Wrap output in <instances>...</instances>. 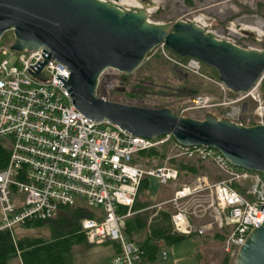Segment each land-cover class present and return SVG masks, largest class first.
Segmentation results:
<instances>
[{
  "label": "built area",
  "instance_id": "2783aa9c",
  "mask_svg": "<svg viewBox=\"0 0 264 264\" xmlns=\"http://www.w3.org/2000/svg\"><path fill=\"white\" fill-rule=\"evenodd\" d=\"M11 41L2 43L0 39V142L9 149L8 162L0 169V228L13 229L26 220L50 218L62 205L93 207L96 216L80 221L87 241H117L120 251L114 254L112 264H140L143 249L127 235L124 226L125 218L133 212L141 180L176 181L179 169L172 159H196L212 163L221 176L211 180L202 174L188 183L181 182L169 198L155 206L160 210L171 204L170 221L177 232L204 234L227 229L223 249L229 258L236 256L249 231L264 220L261 171L232 165L213 146L181 144L170 133L134 135L106 117H87L75 106L65 85L67 66L53 58L43 63L48 55L46 46L19 51L10 48ZM159 46L166 47L164 42L155 47ZM168 58L192 73H201L197 57ZM104 70L96 93L110 100L109 94L100 91ZM37 71L42 76L36 75ZM216 82L223 92L219 100L200 94L184 108L234 102L244 107L245 100L251 99L257 103L255 121L250 116L239 117L237 108L225 117L243 125L263 122L260 81L239 92L231 91L219 79ZM151 148L163 152L167 162L150 164L151 158L158 157L148 158L142 152ZM193 206L208 210L210 219L194 225L190 216ZM157 246L165 257L162 238Z\"/></svg>",
  "mask_w": 264,
  "mask_h": 264
},
{
  "label": "water",
  "instance_id": "95a60500",
  "mask_svg": "<svg viewBox=\"0 0 264 264\" xmlns=\"http://www.w3.org/2000/svg\"><path fill=\"white\" fill-rule=\"evenodd\" d=\"M122 6L113 0H0V37L12 30V50L48 48L64 63L65 85L74 104L91 118H108L134 135L170 133L181 144L217 148L234 166L264 176V122L243 125L207 111L203 118L181 115L168 106H142L108 100L96 93L101 72L135 70L147 53L164 42L177 55L197 57L213 67L233 92L247 91L264 76V48L243 47L194 20L153 22L154 0ZM36 75L42 76L40 71ZM233 264H264V220L253 227Z\"/></svg>",
  "mask_w": 264,
  "mask_h": 264
},
{
  "label": "rangeland",
  "instance_id": "374dc122",
  "mask_svg": "<svg viewBox=\"0 0 264 264\" xmlns=\"http://www.w3.org/2000/svg\"><path fill=\"white\" fill-rule=\"evenodd\" d=\"M154 3L155 5L148 10V19L153 22L196 20V23L220 38L243 47L264 48V0H154ZM11 35L12 30H6L0 38L2 43L11 41L13 39ZM168 57L178 58L171 49L159 46L151 49L143 62L130 73L108 67L100 76V91L109 94L110 100L150 107L167 105L181 115L194 118H203L207 111L217 117H225L233 108H237L240 109L239 117L244 119L250 116L251 120H256L253 110L257 103L251 99L245 100L244 107L241 102H234L220 106L185 109L192 98L200 94H210L218 100L222 97L223 92L216 82L217 72L210 65L200 61L201 73L195 74L177 65ZM259 89L264 101V90L261 86ZM260 118L264 122V112ZM166 162L165 158H151L149 163L162 165ZM190 162L199 167V174L194 175L182 169L176 181L166 184L150 177V185L139 195V200L146 202L147 208L152 212L157 209L155 204L169 198L173 188L179 183H188L202 174H208L211 180L221 176L218 169L210 162L196 159ZM164 207L169 211L172 210L170 203H166ZM199 208L200 206L191 208L192 211L194 210L190 214L194 225L210 219L208 210L205 212ZM1 216L0 210V224ZM12 232L15 236H35L43 235L46 231L43 228H26L18 224ZM215 232L195 233L196 235H190L177 244L165 245L167 251L165 257L160 251L158 258L151 264H221L226 253L223 242L214 237ZM114 254L113 243L110 241L76 244L73 247L72 264H112ZM231 260L233 261L234 258ZM13 264L21 263L19 259H15Z\"/></svg>",
  "mask_w": 264,
  "mask_h": 264
},
{
  "label": "trees",
  "instance_id": "16d2710c",
  "mask_svg": "<svg viewBox=\"0 0 264 264\" xmlns=\"http://www.w3.org/2000/svg\"><path fill=\"white\" fill-rule=\"evenodd\" d=\"M176 56L181 60L187 58L177 54ZM260 86L264 90V76L260 81ZM142 155L148 158L158 157L161 159L165 156L163 152L154 148L143 151ZM8 158L9 149L0 142V169L6 166ZM172 161L175 165L177 164L179 171L183 169L194 175L200 172L199 167L190 161L175 159H172ZM149 185L150 180L148 178L141 180L138 194L132 205L134 213L125 218L124 226L125 232L131 238L135 234L138 237L137 242L143 249L142 263L153 262L157 259L159 254L158 239L162 238L165 245H173L183 241L184 238L190 235H196L195 233L186 234L174 231L168 209H160L152 216L148 227L146 226L151 211L146 208L148 205L146 202L139 200V195ZM86 216H96L95 208L84 205H62L50 218L30 219L22 223V226L26 228H43L46 231L43 235L15 236L12 229L0 228V264H13L15 259H19L21 264H72L74 245L92 244L87 241L84 233L80 231V221ZM226 232L227 229L222 232H215L213 235L223 242L226 238ZM110 242L113 243L115 253H118L120 251L119 243L117 241ZM221 264H233V261L225 255Z\"/></svg>",
  "mask_w": 264,
  "mask_h": 264
},
{
  "label": "bare ground",
  "instance_id": "6f19581e",
  "mask_svg": "<svg viewBox=\"0 0 264 264\" xmlns=\"http://www.w3.org/2000/svg\"><path fill=\"white\" fill-rule=\"evenodd\" d=\"M120 4H122V6L124 5L125 7H129V6H133V5H139L135 0H119L118 1ZM149 10V8H148ZM196 21V20H195ZM197 22V21H196ZM248 28V27H247ZM246 28V29H247ZM253 29V28H252ZM260 35V34H258ZM68 88V86H66ZM68 91L70 92L72 98H73V102H74V99H75V96L74 94L72 93V91L68 88ZM81 111V110H80ZM82 112V111H81ZM83 113V112H82ZM85 114V113H83ZM86 115V114H85ZM87 117H89L88 115H86ZM91 118V117H89ZM91 119H97V118H91ZM98 119H101V118H98Z\"/></svg>",
  "mask_w": 264,
  "mask_h": 264
},
{
  "label": "crops",
  "instance_id": "0c3cea01",
  "mask_svg": "<svg viewBox=\"0 0 264 264\" xmlns=\"http://www.w3.org/2000/svg\"><path fill=\"white\" fill-rule=\"evenodd\" d=\"M148 209H149V208H148ZM156 211L158 212L159 210H158V209H155L154 211H152V212L150 213V215H149V217H148V219H147V224H146L147 227H148V225H149V223H150V220H151L150 217L152 218V216H154V213H155ZM157 212H156V213H157ZM133 213H134V211H133L130 215H132ZM130 215H128V216H130ZM151 215H152V216H151ZM128 216H127V217H128ZM149 219H150V220H149ZM127 235H128V234H127ZM128 236H129V235H128ZM129 237H130V236H129ZM137 238H138V237H137L136 234L133 235V239H134L136 242H137ZM137 243H138V242H137ZM92 244H94V243H92ZM166 246H167V245H166ZM158 248H159V247H158ZM159 253H160V249H159ZM158 256H159V254H158ZM157 258H158V257H157ZM154 261H155V260H154ZM154 261H153V262H154ZM153 262L142 263V261H141L140 264H151V263H153ZM20 263H21V262H20Z\"/></svg>",
  "mask_w": 264,
  "mask_h": 264
}]
</instances>
